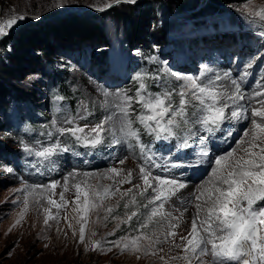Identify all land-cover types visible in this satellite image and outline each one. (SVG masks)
Here are the masks:
<instances>
[{"label": "rangeland", "instance_id": "374dc122", "mask_svg": "<svg viewBox=\"0 0 264 264\" xmlns=\"http://www.w3.org/2000/svg\"><path fill=\"white\" fill-rule=\"evenodd\" d=\"M1 2L0 20L16 14H23L27 19L21 21L9 37L0 40V61L6 65L7 71L11 69L10 75L5 77L6 82L0 80V264H162L160 256H164L168 264H184L179 259L170 261L171 255L164 251L156 256H142L137 260L134 255L120 254L117 249L107 254L86 252L84 245L77 243L80 227L77 220L80 213L74 211L76 206L72 201L76 199V194L73 185L85 180L83 172L98 175L112 166L124 169L125 173L131 170L133 184H141L136 178L139 173L138 149L133 153L124 146L120 155L127 156L128 159L123 165H116L109 154L114 149L101 150L76 145L73 152L55 157L56 164L50 169L45 168V174L41 175L29 163L30 160L33 163L35 161L22 151L21 143L33 146H37L38 142L47 144L49 141L46 133H55L51 121H62L65 116L77 117L78 114H84L85 108L91 115L87 121L77 122L81 126L85 123L95 124L108 111L106 100L110 103L113 94H133L135 85L131 78L136 73L158 74L171 88L180 83L172 79L174 76L197 73L202 65H209L221 73L231 71L236 76L243 70L240 65L259 55L261 59H257L255 66L249 69L252 75L244 82V88L252 92L256 82L264 77V37L259 33L264 31V22L249 13L264 8V0H136L135 4H116L115 0ZM57 4L62 6L57 7ZM106 4H112V7L104 8ZM100 8L104 10H98ZM172 8L174 11L169 10ZM155 28L162 37L153 38ZM137 51L139 55L135 54ZM47 57L53 63L56 74L65 80L63 93L69 91L70 94L67 100H64L63 94L58 92L56 86L38 68ZM201 61H204L202 65ZM147 83L152 92L161 90L157 87L158 82L149 79ZM5 89L33 95L32 102L35 106L20 104L18 107V104L13 103L4 107L2 104L9 98L4 93ZM104 92L109 93L107 98ZM58 97L62 99H57ZM71 99L72 102H69ZM175 99L178 102L179 98ZM134 107L139 110V106ZM32 121L38 122L37 129L29 128ZM242 126H238L237 135H242L239 132V127ZM248 126L250 127V122ZM134 127L140 128L138 124ZM140 136L142 142L157 153L158 159L161 155H166L175 143L156 141L144 133L142 128ZM59 139L67 143L70 137L66 134ZM130 142L135 145L134 140ZM214 143L215 152L229 149V143L231 147H237L236 136L229 143L220 139ZM27 163L28 166L25 165ZM8 169H13V173H9ZM74 171L81 175L75 180L69 178L68 190L64 191V177ZM183 171V177L178 178L191 179L188 180V187L180 193L183 194L182 198L193 199V203L181 216L184 219V231L181 234L185 236V232H190L196 214L191 194L195 191L194 185L203 177V170L195 175L191 169ZM118 179L98 181L96 176L87 178L92 185L99 182L113 190L119 186L121 192L132 187L130 184L120 186ZM49 181H58L59 184L54 195L51 192L47 194L61 203L60 194L63 192L67 205L58 211L39 197L38 189L37 195L29 198V208L20 219L23 195L13 190L22 188L26 183L47 184ZM150 192L151 190L149 194ZM135 193L136 189H133V193L124 199H121L119 193H115L103 200L102 208L87 214L86 243L137 235L133 231L138 223L137 218L129 223H121V220L127 218L123 204ZM17 198L19 207L12 203ZM37 198H40L39 204L36 203ZM173 198L168 202L169 208H172V204L178 206V201L175 203ZM82 200L83 197L81 203ZM137 200L140 204L146 203L139 196ZM107 207L114 208L112 215H117L119 219L109 217L105 221L103 209ZM45 208L51 214L58 213L59 223L53 220L48 226L44 225ZM71 208L75 217L72 212L68 216ZM131 210H135L134 207L130 206L127 210L129 214ZM140 211L145 210L141 208ZM18 219L20 223L16 224ZM162 219L164 218H153L149 229L142 231L151 235L156 221ZM69 224L72 228H69ZM73 230L76 232L75 237ZM93 231L96 232L95 236L92 235ZM112 232L115 235H109ZM159 247L163 248V244ZM179 253L176 257L184 254ZM201 259L205 264H210L212 258L205 255Z\"/></svg>", "mask_w": 264, "mask_h": 264}, {"label": "snow or ice", "instance_id": "6c2138e0", "mask_svg": "<svg viewBox=\"0 0 264 264\" xmlns=\"http://www.w3.org/2000/svg\"><path fill=\"white\" fill-rule=\"evenodd\" d=\"M115 3L135 4L136 0H115ZM110 7L112 4L104 5V8ZM104 8L98 10L103 11ZM249 15L264 22V8ZM25 19V15L16 14L0 20V40L9 37L14 28ZM260 35L264 37V31ZM135 54L139 55V52ZM257 59L261 57L257 55L246 64L240 65L243 70L236 76L231 71L221 73L209 65H202L197 73L174 76L172 79L180 83L171 88L158 74L136 73L131 78L135 85L133 94H113L110 103L106 100L108 111L95 124L85 123L81 126L77 122L87 121L91 115L85 108L84 114H78L77 117L65 116L62 121H51L55 133H46L49 141L47 144L38 142L37 146H33L21 143L22 151L35 161L33 163L30 160L29 163L41 175L45 174V168L50 169L56 164L55 157L73 152L76 145L101 150L114 149L109 154L116 165H123L128 159L127 156L120 155L124 146L133 153L138 149L139 173L136 178L141 184H133L131 170L125 173L124 169L112 166L98 175L83 172L85 180L73 185L76 194V199L72 201L76 206L74 211L80 213L77 220L80 225L77 243L84 245V251L107 254L117 249L120 254L134 255L137 260L142 256H156L163 251L159 245L168 242L169 238L174 239V230L180 226L183 211H187V207L193 203V199L178 195L188 187V180L191 179L178 177H183V170L191 169L193 175L203 170V177L194 185L195 191L191 194L195 201L196 214L190 232L181 237L182 245H174L181 248L183 256H170L169 259H179L184 264H194V261L195 264H205L201 258L210 255V264H264V77L256 82L252 92L244 88V82L252 75L249 69L255 66ZM149 79L158 82L157 87L161 89L159 92L151 91L147 83ZM222 81L230 83L222 84ZM103 94L106 98L109 96L107 92ZM176 97L179 98L178 102ZM134 105L139 106V110ZM61 124L70 126H60ZM136 124L140 128L134 127ZM240 125H243L239 127L242 135H237ZM141 128L156 141L169 144L174 141L175 151L170 147L167 154L158 159L157 153L142 142ZM66 134L70 140L64 143L59 137ZM54 136L56 139H53ZM234 136L237 144L235 148L229 143ZM217 139L229 143V149L215 152L214 141ZM132 140L135 145L130 142ZM8 172L13 173V169H8ZM78 175L81 173L74 171L64 177V191L68 190L69 178L75 180ZM92 176H96L98 181H116L119 178L120 186L130 184L132 187L121 192L119 186L113 190L99 182L92 185L87 180ZM58 184V181H49L47 184L26 183L22 188L14 189V192L23 195L20 219L29 208V198L36 196L38 189L39 197L46 200L48 205L58 211L65 207L68 202L64 199L63 192L60 194L61 203L47 194L51 192L54 195ZM133 189H136V193L123 204L127 218L121 220V223H129L137 218V226L133 229L137 235L86 243L87 214L102 208L103 200L115 193H119L121 199L129 197ZM137 196L146 203L140 204ZM173 197L179 206L172 204L171 207L173 211H180V216L164 211L165 205ZM40 198H37V204L40 203ZM12 203L19 207L18 198ZM130 206L135 210H131L129 214L127 210ZM141 208L145 211L141 212ZM103 210L105 221L109 217L113 220L119 219L117 215H112L114 208L107 207ZM156 217L164 219L156 221L151 235L143 232L142 230L149 229ZM20 219L16 224L20 223ZM53 220L59 223L58 213L51 214L45 208L44 225L48 226ZM164 220L167 221L166 224ZM69 228H72L71 224ZM72 234L73 237L76 236L75 230ZM92 235L95 236L96 232L93 231ZM109 235H115V232ZM160 260L162 264H168L164 256H160Z\"/></svg>", "mask_w": 264, "mask_h": 264}, {"label": "trees", "instance_id": "16d2710c", "mask_svg": "<svg viewBox=\"0 0 264 264\" xmlns=\"http://www.w3.org/2000/svg\"><path fill=\"white\" fill-rule=\"evenodd\" d=\"M2 4L1 0H0V5ZM171 11H174V9H169ZM156 37H162V35L160 34L159 30L158 29H154V32H153V38L156 39ZM264 40V39H263ZM216 52V51H215ZM220 58H222V56H218ZM1 60V59H0ZM202 62L204 61H201V64L202 65ZM141 66V65H140ZM39 70L40 72L42 73V75H44L45 77H47V79L49 80V82L53 83L54 86H56L57 90L59 93H62L63 94V98L64 100H67L69 98L68 95L69 94V91L66 92V93H63L64 91V82L65 80H62L60 79L61 76H59V74H56V71H54L53 69V63L51 62V60L47 57L44 62L39 65ZM11 73V69L7 71L6 69V65H4V63L2 61H0V80H3L2 82H6V75H10ZM64 74H66L64 72ZM63 75V73H62ZM5 95L6 96H9L8 100L6 102H4L2 105L5 107L9 106L10 104H13L14 105L18 104V107L20 104H26V106L28 107H31V105L34 107V103L32 102V96L31 94L29 93H25V92H16V91H11L9 89H5L4 91ZM73 99L71 100H68L69 102H72ZM38 122L36 121H32L31 125L29 126V128H35L37 129V124ZM17 132V129L15 128L14 129V133L16 134ZM26 166H28V163L25 164Z\"/></svg>", "mask_w": 264, "mask_h": 264}, {"label": "bare ground", "instance_id": "6f19581e", "mask_svg": "<svg viewBox=\"0 0 264 264\" xmlns=\"http://www.w3.org/2000/svg\"><path fill=\"white\" fill-rule=\"evenodd\" d=\"M259 33H261V32H259ZM181 193H182V191H181ZM181 193H179L178 195L182 197L183 194H181ZM173 200H174L175 203H177V200H176L175 197L173 198ZM70 210L71 211H69L70 214L68 216H71V212H72V215L75 217V215L73 214L72 208ZM164 211L165 212H171L175 216H180V211H173L172 208L168 207V203L165 205ZM181 211H183V210L181 209ZM173 222H175V221H173ZM166 223H167V221L165 220V224ZM179 225L180 226L174 230L176 232V236L174 237V239L173 238H169L168 242L163 243V248L162 249H163L165 254H168V255H171V256H177V254L179 252H180L179 254H183L181 248L174 247V245H182V243H183L181 241V237L184 236V234H181V233H182V231H184V219L180 218ZM185 233H186L185 236H187L188 232H185ZM170 261H173V260H170Z\"/></svg>", "mask_w": 264, "mask_h": 264}]
</instances>
